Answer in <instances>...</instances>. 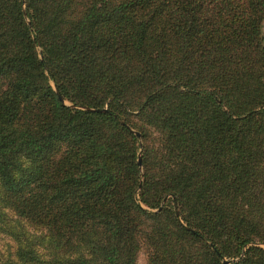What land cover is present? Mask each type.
<instances>
[{
    "label": "trees",
    "instance_id": "16d2710c",
    "mask_svg": "<svg viewBox=\"0 0 264 264\" xmlns=\"http://www.w3.org/2000/svg\"><path fill=\"white\" fill-rule=\"evenodd\" d=\"M1 234L0 264H264V0H0Z\"/></svg>",
    "mask_w": 264,
    "mask_h": 264
},
{
    "label": "rangeland",
    "instance_id": "374dc122",
    "mask_svg": "<svg viewBox=\"0 0 264 264\" xmlns=\"http://www.w3.org/2000/svg\"><path fill=\"white\" fill-rule=\"evenodd\" d=\"M5 238L8 239L3 234L0 235V251L3 250V246H4L5 241H6ZM146 260H147L146 250L144 248H141L137 253L136 262H137V264H146Z\"/></svg>",
    "mask_w": 264,
    "mask_h": 264
},
{
    "label": "water",
    "instance_id": "95a60500",
    "mask_svg": "<svg viewBox=\"0 0 264 264\" xmlns=\"http://www.w3.org/2000/svg\"><path fill=\"white\" fill-rule=\"evenodd\" d=\"M54 90L57 92V90H56L55 88H54ZM58 97L61 98L59 95H58ZM83 108H84V109H92V110H95V111H102V110L105 109V108H89V107H87V106H83ZM135 133L138 134L137 132H135ZM137 163H138V165L140 164V159H139V157L137 158ZM168 195H169V194L165 195V196L163 197V200H165V199L167 198ZM173 208H174V212H175V214H177L176 204H175L174 201H173ZM223 261H226V259H223Z\"/></svg>",
    "mask_w": 264,
    "mask_h": 264
}]
</instances>
